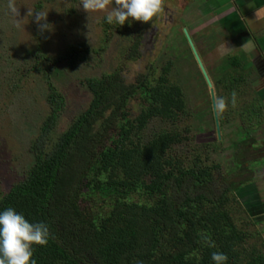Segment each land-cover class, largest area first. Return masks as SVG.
Masks as SVG:
<instances>
[{
    "label": "rangeland",
    "instance_id": "374dc122",
    "mask_svg": "<svg viewBox=\"0 0 264 264\" xmlns=\"http://www.w3.org/2000/svg\"><path fill=\"white\" fill-rule=\"evenodd\" d=\"M14 2L18 17L8 0H0V199L34 164L29 148L50 111L48 83L64 100L51 135L55 140L90 103L86 79L119 72L128 84L146 79L152 85L164 69L169 84L181 91L183 109L170 118L154 115L138 136L142 142L159 133L184 138L169 155L184 168L212 169L211 182L199 192L220 199L197 208L217 206L226 213L228 228L237 236L240 264L264 260V77L257 70L258 55H238L240 45L228 43L211 11L204 13L202 0H165L164 13L152 23L130 20L123 26L108 24L103 12H85L80 0ZM29 10L48 12L51 28L41 31ZM75 47L79 59L71 67L67 55ZM233 91L237 106L229 103L222 115L215 112L217 135L214 99L230 100ZM141 92L127 102L131 118L148 108ZM95 177L90 170L87 178ZM189 185L171 184L167 193L179 200L190 192ZM94 187L78 202L95 224L117 198L147 206L159 199L145 189L98 192ZM200 235V244L210 238ZM177 240L166 233L163 246L171 248Z\"/></svg>",
    "mask_w": 264,
    "mask_h": 264
},
{
    "label": "trees",
    "instance_id": "16d2710c",
    "mask_svg": "<svg viewBox=\"0 0 264 264\" xmlns=\"http://www.w3.org/2000/svg\"><path fill=\"white\" fill-rule=\"evenodd\" d=\"M78 53L75 47L67 55L71 67ZM162 70L152 85L146 79L128 84L119 72L86 79L90 103L55 140L51 135L64 100L48 83L50 111L29 148L34 164L0 199V212L11 207L30 223L49 227V243L33 246L36 264H214L213 252L226 254L227 264H240L226 213L217 206L197 208L220 201L209 188V194L199 192L211 182L212 169L184 168L169 155L172 145L184 141L178 133H159L146 142L138 136L154 115L170 118L183 109L180 89ZM138 91L148 108L131 118L127 102ZM187 182L191 190L181 199L167 193L169 185ZM92 184L98 192L145 189L159 199L147 206L117 198L95 224L78 202ZM200 232L210 237L201 244ZM166 233L178 238L171 248L163 246Z\"/></svg>",
    "mask_w": 264,
    "mask_h": 264
},
{
    "label": "clouds",
    "instance_id": "9594fccd",
    "mask_svg": "<svg viewBox=\"0 0 264 264\" xmlns=\"http://www.w3.org/2000/svg\"><path fill=\"white\" fill-rule=\"evenodd\" d=\"M80 6L87 13L103 12L108 24L123 26L130 20L142 23H152L165 11V0H80ZM8 7L14 17L19 16V8L14 0H8ZM34 16L41 31L49 30L51 25L47 23L48 12L44 10L32 12L28 16ZM256 19H264V8L255 12ZM21 21L17 20V26ZM251 41H248L241 49H247ZM237 106V93H231L228 97L217 96L213 102L214 111L222 115L229 108ZM49 227L43 223H30L24 215L9 207L0 212V264H36L33 259V246H46L49 243ZM215 247L214 244H210ZM214 264H227L228 257L222 252H213Z\"/></svg>",
    "mask_w": 264,
    "mask_h": 264
},
{
    "label": "crops",
    "instance_id": "0c3cea01",
    "mask_svg": "<svg viewBox=\"0 0 264 264\" xmlns=\"http://www.w3.org/2000/svg\"><path fill=\"white\" fill-rule=\"evenodd\" d=\"M202 4L204 13L211 11L212 21L226 34L228 43L240 45L238 55H258L261 65L257 70L264 77V19L255 15L264 8V0H202ZM248 41L249 47L241 49Z\"/></svg>",
    "mask_w": 264,
    "mask_h": 264
},
{
    "label": "water",
    "instance_id": "95a60500",
    "mask_svg": "<svg viewBox=\"0 0 264 264\" xmlns=\"http://www.w3.org/2000/svg\"><path fill=\"white\" fill-rule=\"evenodd\" d=\"M187 40H188V42H189V44H190V46H191V48H192V50H193V52H194L196 58H197V61H198V63H199V59H198V57H197V55H196L195 50L193 49V47H192V45H191L190 40H189L188 38H187ZM202 71H203V70H202ZM203 73H204V72H203ZM208 83H209V82H208ZM213 110H214V108H213ZM214 116H215V123H216V132H217V135H219V127H218V122H217V118H216V113H215V111H214Z\"/></svg>",
    "mask_w": 264,
    "mask_h": 264
}]
</instances>
